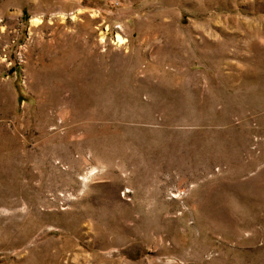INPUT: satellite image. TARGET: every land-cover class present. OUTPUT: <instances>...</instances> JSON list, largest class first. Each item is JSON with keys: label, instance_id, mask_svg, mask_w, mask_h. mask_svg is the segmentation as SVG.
<instances>
[{"label": "rangeland", "instance_id": "374dc122", "mask_svg": "<svg viewBox=\"0 0 264 264\" xmlns=\"http://www.w3.org/2000/svg\"><path fill=\"white\" fill-rule=\"evenodd\" d=\"M0 264H264V0H0Z\"/></svg>", "mask_w": 264, "mask_h": 264}]
</instances>
